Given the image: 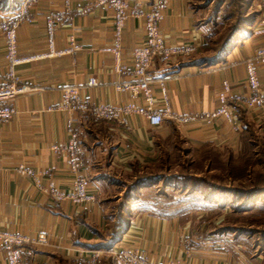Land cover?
<instances>
[{"label": "crops", "instance_id": "obj_1", "mask_svg": "<svg viewBox=\"0 0 264 264\" xmlns=\"http://www.w3.org/2000/svg\"><path fill=\"white\" fill-rule=\"evenodd\" d=\"M193 1L129 0L131 6L143 11L158 9L159 26L168 43L191 44L195 51L188 58H158L150 70L156 98L153 107L163 113L162 124L151 125L144 114L129 115L123 124L97 119L91 110L75 113L84 161L81 172L90 176V190L95 194V200L80 204L53 201L34 180L37 172L48 170L60 188L69 190L73 184L75 174L68 156L53 150L54 145L61 146L68 139L67 113L59 107L61 88L81 86L90 106L131 101L143 105L140 93L116 90L114 83L132 77V49L146 37L145 20L141 16L127 19L121 55L124 69L117 72L114 55L104 50L114 39L112 11L99 0H72L69 10H64V0H36L29 5L32 21L21 22L17 37L20 55L33 59L21 64L18 74L32 89L12 100L15 114L0 129V229L29 236L45 233L48 237L47 244L24 248V264H89L95 253L99 254L95 264H113L109 250L98 244L108 240L117 216L116 205L135 177L177 172L187 160L194 164L212 151L224 159L228 154L239 156L246 137L256 147H264V108H248L231 100L237 128L223 118L213 122L204 119L206 113L219 107L218 93L225 81L231 85L232 95L249 93L245 60L264 45L263 8L258 10L252 30L238 35L221 61L200 65L190 61L202 55L206 45ZM9 11H0V21ZM56 11L63 13L55 36L56 50L68 48L71 36L81 44L80 50L48 54L47 18ZM5 72V35L0 28V84ZM92 77L97 78V86L88 85ZM259 77L264 89V66L259 67ZM184 116L197 118L182 121ZM205 170H210L206 160L196 174ZM48 180V176L43 177L42 185ZM198 212L132 204L128 229L119 244L160 263L187 259L191 264H251L229 246L210 236L202 237L200 226L193 222ZM0 264H6L2 250Z\"/></svg>", "mask_w": 264, "mask_h": 264}, {"label": "built area", "instance_id": "obj_2", "mask_svg": "<svg viewBox=\"0 0 264 264\" xmlns=\"http://www.w3.org/2000/svg\"><path fill=\"white\" fill-rule=\"evenodd\" d=\"M36 0H23L21 5L8 13L2 15L0 28L5 35V59L6 72L2 77L0 84V129L4 122L9 121L15 114V108L12 100L19 94L28 92L31 86L22 82L18 74V67L33 57L20 55L18 50L17 28L21 22H31L28 15L29 5ZM106 9L112 11V26L114 39L111 45L104 48L105 51L114 55V69L122 72L124 66L122 60V39L125 24L130 16L143 17L145 20L146 37L144 41L137 44L132 49L133 72L131 79L117 81L114 83L116 90H129L134 94L140 93L143 96L144 104L138 105L136 102H127L122 104H108L99 102L90 106L88 99L81 94V86L71 84L61 88V109L67 113V131L68 139L63 145H54L55 152L65 153L68 156L69 167L74 172L75 177L71 189L64 190L60 188L54 179L50 177L48 170H41L36 173L35 184L55 202L70 201L73 204L88 203L95 200V194L90 190V176L82 173L84 161L82 158V145L79 131L76 127L75 113L89 111L101 120L117 121L126 124V117L132 114H144L148 116L150 124L158 126L163 123V113L155 109L156 101L151 83L153 78L150 76V70L158 58L165 61H172L179 57L188 58L194 53L195 47L191 44L171 45L167 38L161 32L159 23L161 13L158 9L140 10L137 6H131L129 0H99ZM72 0H64V10H69ZM264 11V0L261 4ZM63 18L61 11L52 12L47 18V30L49 36V55H58L62 53H74L82 48L74 36L70 37L69 47L65 50H56L55 36ZM264 23V16L261 19ZM247 66V84L249 93L232 95L231 85L225 81L223 88L218 93L220 101L219 107L205 114L204 119L207 122H213L216 119H226L234 128H237V119L231 109V100L243 103L248 108H264V89L261 87L259 77V67L264 66V45L258 47L253 56L246 58ZM99 84L96 77L89 79V86ZM163 98L167 100V94L164 92ZM196 116H184L182 121L196 120ZM24 171H29L22 166ZM48 176V183L43 186L42 178ZM48 237L45 233L36 236H29L20 232L0 229V250L5 254L6 264H24L23 250L27 245L47 244ZM113 264H191L187 259H169L165 263H160L150 256L142 254L137 250L126 248L119 243L109 250ZM99 254L88 261L89 264H95Z\"/></svg>", "mask_w": 264, "mask_h": 264}, {"label": "trees", "instance_id": "obj_3", "mask_svg": "<svg viewBox=\"0 0 264 264\" xmlns=\"http://www.w3.org/2000/svg\"><path fill=\"white\" fill-rule=\"evenodd\" d=\"M22 1L0 0V11L16 9ZM248 1L244 0L242 2L243 14L240 13L238 15L234 22L237 24H232L228 30L230 32L215 41L214 44L219 45L217 47L218 50L210 54L204 48L202 55L192 58L190 61L200 65H209L221 61L232 49L238 35H246L252 30L253 25L258 20V12H252L247 9ZM203 155L194 164H190V160H187V164H183L177 172L163 175L144 173L135 177L132 183L128 185L122 201L116 205L117 216L111 223V232L108 240L98 245L110 250L120 242L128 229L130 222L129 212L132 204L140 205L144 208L152 207L157 210L171 207L197 212L203 209H220L223 206V199L226 197L225 194L227 192L237 196L242 195V198H255L264 195V174L259 169V157L264 156L263 146L256 147L253 140L246 137L244 148L239 156L228 154L226 159H224L221 153L214 151ZM205 160L208 162L210 170H205L200 175H197L196 171H202L204 168ZM209 173H214L212 175L216 174V177L219 178L222 177V180L228 179L235 182L253 178L255 181L247 189L235 188L231 190L224 185L218 184V182L209 184L204 177L205 174ZM255 178L258 180L262 179L263 183H255L257 181ZM206 186L208 188H205Z\"/></svg>", "mask_w": 264, "mask_h": 264}, {"label": "rangeland", "instance_id": "obj_4", "mask_svg": "<svg viewBox=\"0 0 264 264\" xmlns=\"http://www.w3.org/2000/svg\"><path fill=\"white\" fill-rule=\"evenodd\" d=\"M243 1H193L197 12V24L204 29L206 36L205 49L210 54L218 50L219 45L214 44L215 41L224 34H228L232 24H237L234 22L240 13L243 14ZM261 4L262 0H249L247 9L258 12L262 8ZM263 159L264 156L259 157V169L262 170L260 171L263 172L262 174H264ZM212 174L214 173L204 175L209 184L218 182V184L231 190L235 188L247 189L255 181L252 178L234 182L228 179L222 180V177L219 178L216 177V174ZM256 180L255 183L257 184L263 183L262 179ZM225 196L223 206L220 209L199 210V215L195 217L193 222L197 227L200 226L202 237L210 236L213 238L212 240L229 246L236 254L248 259L251 264H264V195L255 198H242V195L237 196L227 192Z\"/></svg>", "mask_w": 264, "mask_h": 264}]
</instances>
